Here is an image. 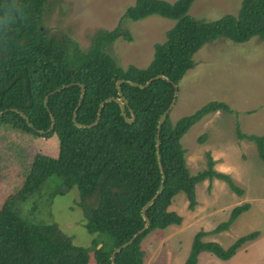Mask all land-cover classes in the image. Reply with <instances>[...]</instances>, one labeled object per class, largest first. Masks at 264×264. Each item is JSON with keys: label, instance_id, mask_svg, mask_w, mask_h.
Returning a JSON list of instances; mask_svg holds the SVG:
<instances>
[{"label": "trees", "instance_id": "16d2710c", "mask_svg": "<svg viewBox=\"0 0 264 264\" xmlns=\"http://www.w3.org/2000/svg\"><path fill=\"white\" fill-rule=\"evenodd\" d=\"M48 1L0 0V112L5 111L0 116V128L32 137L54 134L59 145L54 157L34 154L21 185L6 196L0 207V264H112L115 248L143 226L141 208L162 182L159 195L146 209L148 226L115 257L117 264H145L143 238L156 229L182 221L181 215L168 208L176 194L183 192L188 208L194 209L198 203L196 185L204 178L213 177L225 180L232 190L241 194L232 176L214 167V159L208 152L207 166L196 173L189 171L185 149L180 143L189 127L205 116L216 111L232 114L225 103L212 102L175 123L167 115L159 133L162 181L156 157V130L159 117L172 101L173 83L177 84L195 65L194 55L205 43L219 37L235 43L254 36L264 40V0H242L236 14L215 20L189 14L195 0H136L124 18L137 21L157 14L175 20L166 31V40L154 44L153 58L144 68L133 64L124 68L109 54V46L122 36L120 27L95 32L91 45L85 49L68 37L48 35L42 22ZM18 72L27 76L31 97L28 108L23 107L28 103L24 79L18 78L8 86ZM156 74H163L170 81L158 78L143 88L126 81L121 83L128 100L126 114L129 118L132 113L135 116L132 124L125 121L119 104L114 101L105 105L97 125L79 128L71 122L79 95L76 83L83 85V97L75 122L88 124L97 119L104 100L118 97V79L144 83ZM66 84L70 85L49 95ZM10 109L22 112L35 129ZM50 116L54 118L52 129H49ZM236 131L239 138L253 141L264 159V134ZM205 136L200 140L204 141ZM14 145H18V140ZM51 176L58 179L54 195L67 192L72 186L77 188L76 205L82 209L84 227L97 235L91 246L73 245L55 222H35L43 188ZM249 207L247 202L235 205L225 221L209 231H198L182 264H197L203 250L227 260L245 242L255 239L258 231L239 236L227 247L202 240L208 234L229 229L235 218Z\"/></svg>", "mask_w": 264, "mask_h": 264}, {"label": "rangeland", "instance_id": "374dc122", "mask_svg": "<svg viewBox=\"0 0 264 264\" xmlns=\"http://www.w3.org/2000/svg\"><path fill=\"white\" fill-rule=\"evenodd\" d=\"M135 1L49 0L42 22L48 35L68 37L80 49L91 45L95 32L120 27L122 36L109 46V54L124 68L131 64L144 68L153 58L154 44L166 40V31L175 20L157 14L137 21L124 18L126 10ZM241 2L195 0L188 13L197 18L215 20L226 14H236ZM194 61L195 65L177 83L175 104L169 112V119L175 123L212 102H223L233 111L232 114L216 111L205 116L189 127L180 143L185 149L189 171L196 173L205 168L208 152L214 159V167L230 174L241 194L217 177L198 182V203L194 209L188 208V199L183 192L176 194L168 208L181 215L182 221L169 225L170 232L163 235L166 240L162 243L165 260L170 264H182L198 231L213 229L228 218L233 206L247 202L249 209L239 214L229 229L208 234L202 240L227 247L241 235L252 231H258L259 235L245 242L227 260L203 250L197 264H264V159L258 154L256 144L239 138L236 131L264 134V40L254 36L246 42L235 43L219 37L205 43L195 53ZM9 131L0 128V207L6 196L21 185L23 173L34 154L40 152L54 157L59 146L54 134L32 137L21 131ZM202 135H206L204 141L200 140ZM17 140L18 147L14 145ZM16 147V154H13ZM56 179L51 176L46 181L35 222H55L73 245L91 246L97 235L84 227L82 209L76 205L77 188L72 186L67 192L54 195L58 189ZM151 234L141 241L145 253L143 261L145 255L162 245V236ZM150 264H154V260Z\"/></svg>", "mask_w": 264, "mask_h": 264}, {"label": "water", "instance_id": "95a60500", "mask_svg": "<svg viewBox=\"0 0 264 264\" xmlns=\"http://www.w3.org/2000/svg\"><path fill=\"white\" fill-rule=\"evenodd\" d=\"M18 78H23L24 79V87H25V93H26V96H27V99H28V103L27 105L23 106L24 108H28L30 107L31 105V97H30V94H29V91H28V80H27V76L23 73V72H18L15 77L10 81V83L8 84L11 85L15 80H17ZM158 78H161V79H165L167 81H170L165 75L163 74H156L152 77H150L149 79H147L144 83H138V82H135V81H132V80H125V79H118L117 82H116V88H117V91H118V97H111V98H107L106 100H104L101 104H100V107H99V111H98V117L97 119H95V121L93 123H88V124H81V123H78V122H75V114H76V110L77 108L79 107L80 105V101L83 97V85L81 83H76L79 87V95H78V100H77V103H76V106L74 107L72 113H71V122L73 123L74 126L76 127H79V128H88V127H92L94 125H97L100 120H101V114H102V110L103 108L105 107V105L109 102H116L117 104H119L120 108H121V112H122V115L123 117L125 118V121L129 124H132L134 121H135V116L134 114L132 113V117L129 118L126 114V107L128 106V100L127 98L125 97L123 91L121 90V83L126 81L134 86H138L140 88H143V87H146L148 86L152 80H155V79H158ZM72 84V83H70ZM70 84H66V85H62L60 86L59 88H56V90H54L53 92H51L49 95L51 94H54L58 91L61 90V88L65 87V86H68ZM173 86H174V93H173V98H172V101L171 103L169 104V106L167 107V109L161 114V116L159 117V120H158V123H157V130H156V157H157V161H158V164H159V168H160V171H161V181L163 180L164 178V170H163V165H162V162H161V156H160V153H159V143H160V140H159V133H160V129H161V126L163 124V122L165 121L167 115L169 114L170 110L172 109V107L174 106L175 104V99H176V94H177V84L173 83ZM48 95V96H49ZM48 96H46L44 98V106L46 107L47 105V100H48ZM10 111H13V112H16V113H19V115L25 119L27 125L29 127H31L32 129H35L34 126L32 125V123L28 120V118L20 111H18L17 109H10ZM5 112V111H4ZM4 112H0V116L3 115ZM50 119H51V124H50V127L49 129H52L53 128V125H54V118L52 116H50ZM39 133H42L43 131L42 130H37ZM161 187H162V182L161 184L159 185L158 189L156 190L155 194L153 195L152 198H150L141 208V215L143 217V220H144V224L143 226L137 230L135 232V234L126 242H124L123 244L119 245L117 248H115V250L113 251L112 253V256H111V260H112V264H117L116 263V260H115V257H116V254L118 252H120L123 248L127 247L128 245H130L134 240H135V237H137L140 233H142L145 228L148 226L149 224V219L146 215V209L153 203L154 199L157 198V196L159 195L160 191H161ZM101 245H99L100 247Z\"/></svg>", "mask_w": 264, "mask_h": 264}, {"label": "crops", "instance_id": "0c3cea01", "mask_svg": "<svg viewBox=\"0 0 264 264\" xmlns=\"http://www.w3.org/2000/svg\"><path fill=\"white\" fill-rule=\"evenodd\" d=\"M168 228V226L167 227H165V228H163V229H160L159 230V232H157V231H152L151 233V235H153V236H162L161 237V244L163 243L164 244V242L166 241L165 240V238H164V236L163 235H167L170 231L167 229ZM215 234V233H214ZM210 235V234H209ZM167 238H168V236H167ZM163 244L162 245H160V247H159V249L158 248H155L154 250H152L151 252H149L148 254H147V256L145 255V261H144V263L145 264H150L151 263V261H153L154 260V264H167V263H169L168 261L166 262V258H165V256H164V250H163ZM242 247V246H241ZM172 252V251H171ZM173 253V252H172ZM145 254V253H144ZM173 257V256H172ZM156 260H157V262H156Z\"/></svg>", "mask_w": 264, "mask_h": 264}]
</instances>
